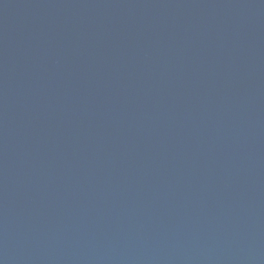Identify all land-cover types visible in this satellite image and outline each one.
<instances>
[{"label":"water","instance_id":"95a60500","mask_svg":"<svg viewBox=\"0 0 264 264\" xmlns=\"http://www.w3.org/2000/svg\"><path fill=\"white\" fill-rule=\"evenodd\" d=\"M0 264H264V0H0Z\"/></svg>","mask_w":264,"mask_h":264}]
</instances>
